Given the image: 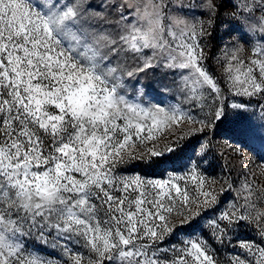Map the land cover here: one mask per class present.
Returning a JSON list of instances; mask_svg holds the SVG:
<instances>
[{
  "label": "snow or ice",
  "instance_id": "snow-or-ice-1",
  "mask_svg": "<svg viewBox=\"0 0 264 264\" xmlns=\"http://www.w3.org/2000/svg\"><path fill=\"white\" fill-rule=\"evenodd\" d=\"M222 9L250 44V55L226 54L229 91L264 97V0H0V264H221L214 242L226 238L228 264H264V183L245 179L226 203L233 184L217 188L192 157L166 178L118 168L177 150H160L155 132L178 143L210 126L182 104L144 101L129 80L162 67L193 108L223 102L202 43ZM253 223L256 236L241 237ZM177 232L183 239L166 246ZM49 246L64 258L42 254Z\"/></svg>",
  "mask_w": 264,
  "mask_h": 264
},
{
  "label": "rangeland",
  "instance_id": "rangeland-1",
  "mask_svg": "<svg viewBox=\"0 0 264 264\" xmlns=\"http://www.w3.org/2000/svg\"><path fill=\"white\" fill-rule=\"evenodd\" d=\"M89 2L103 6L107 0H89ZM173 2H179V0H173ZM183 3L188 8L190 5H198L199 0H183ZM115 11L113 9V15L110 16L113 21L118 19ZM223 12L222 9L221 16L217 18L214 27L209 29L211 36H206L202 41L207 56L206 64L220 81L224 95L223 102L214 103L209 99L202 110L200 107L193 108L192 105L184 102V96L177 86L178 76H174L162 67L148 69L129 80L130 92L143 94L142 99L144 101L163 107L182 104L184 108L192 111L198 119H206L210 126L205 128L203 132H197L190 137H183L182 133L177 132L176 135L182 136L178 143H173L175 136L167 129L155 132L154 134L159 137L156 144L160 150H164L166 147H173L177 150L164 152V155L160 157L145 155L144 159L133 160L128 164L119 165L118 168L121 172L127 171L129 174L139 173L149 178H166L169 173L176 175L186 173L189 163L188 157H192L198 162L201 171L207 178L217 181V188L227 187L224 183L225 180L233 184V191L226 199L227 203L234 198L235 189L240 187L245 179L252 180L254 178L257 185L264 183V174H261L260 171V166L264 165V115H262L261 109V104H264V97H239L234 96L229 91V84L225 78V67L228 63L226 54L230 55L235 48L243 46L248 51L242 52L241 56L250 55V44L244 43L239 32L230 30L228 17L224 16ZM194 13L197 19H208V13L202 7H196ZM191 18L189 17V19ZM258 35L257 33L256 38ZM135 66V63L130 60L129 70ZM258 100L260 103H257ZM242 101L250 102L247 103L246 108L232 107V104H240ZM217 108H221L223 111L219 120L215 117ZM187 127H191V125ZM196 127L198 128L199 125ZM203 143H207L208 146L198 156L200 145ZM180 148L183 151H180ZM139 151L142 153L144 149L140 148ZM180 183L183 186L184 182L181 181ZM188 186L190 189H194L191 181L188 182ZM240 202H243L242 199ZM260 210H264V202L257 204L256 211ZM255 214L256 212H253V215ZM213 215L212 212H209L208 217L200 219L199 223L203 226L206 220ZM205 235H207V231ZM240 235L241 237H255V223L247 227L242 226ZM183 237V232H177L176 236L166 246L173 243L178 244ZM68 246L73 250L84 252L85 255L88 254L75 242ZM214 250L221 264H228L234 252L233 245L227 242V238L223 245L214 242ZM235 251L239 250L235 249ZM45 253L54 255V258H64L62 250L59 248L53 251L52 247L49 246L42 254Z\"/></svg>",
  "mask_w": 264,
  "mask_h": 264
}]
</instances>
